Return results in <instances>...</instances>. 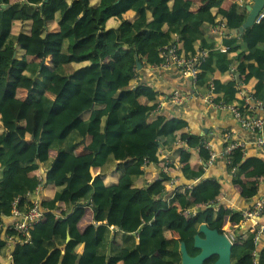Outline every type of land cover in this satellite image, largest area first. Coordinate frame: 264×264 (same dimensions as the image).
<instances>
[{"label":"trees","instance_id":"16d2710c","mask_svg":"<svg viewBox=\"0 0 264 264\" xmlns=\"http://www.w3.org/2000/svg\"><path fill=\"white\" fill-rule=\"evenodd\" d=\"M44 1L4 8L0 0V261L8 250L4 218L15 207L29 211L44 182L54 185L56 193L42 208L63 210L57 221L31 227L24 257L14 264H181L182 243L190 256H197L195 236L204 223L224 233L225 221L240 224L242 216L225 207L215 212L212 206L188 214L217 201L222 191L218 180L201 181L169 202L155 195L160 182L137 185L145 163L163 166L168 158L162 152L188 126L182 118L156 112L161 93L139 81L137 60L161 66L163 51L178 37L181 55L195 53L198 43L209 51L197 87L208 88L215 72L226 73L232 66L244 83L257 79L263 85L264 18L239 34L249 12L233 6L226 19L232 33L224 38L222 51L209 42L205 27L217 24L214 11L226 0H214L197 12L190 0H69L67 8L66 0H49L42 7ZM18 20L30 21V31L15 33ZM110 20L116 22L113 27ZM95 37L88 50L77 51ZM49 57L57 58L54 66L47 64ZM22 77L30 82L25 99L17 97ZM214 85L217 103H234L228 84L214 80ZM258 97L263 100L264 88ZM203 141L194 136L189 143L195 148ZM132 165L137 170L128 174ZM229 168H236V184L264 176V166L252 169L241 149L234 150ZM42 169L45 181L36 174ZM184 171L193 180L203 175L189 165ZM112 172H118L119 181L107 185L103 177ZM246 185L252 189L256 182ZM84 202L92 207L94 222L81 232L69 216ZM168 230L177 237L168 238ZM235 236L232 264H253L254 234ZM258 261L264 264V250Z\"/></svg>","mask_w":264,"mask_h":264},{"label":"crops","instance_id":"0c3cea01","mask_svg":"<svg viewBox=\"0 0 264 264\" xmlns=\"http://www.w3.org/2000/svg\"><path fill=\"white\" fill-rule=\"evenodd\" d=\"M26 0H5V6L25 2ZM192 2L191 10L197 12L202 7L213 2L214 0H190ZM69 0L63 4L64 8L69 6ZM253 0H226L220 8L214 11L216 16V25H209L205 27L206 35L210 43L214 42L219 50L225 51L223 46V40L227 37V33H232L226 27L225 36L218 31L216 34L210 31V28L215 26L220 29L221 25H226V19L230 12V9L239 5L241 7H248ZM243 4H246L243 6ZM249 12V11H248ZM249 14V13H248ZM132 13L127 15V18H131ZM110 27L115 25L114 20H110ZM30 21L18 20L15 22L14 32L30 31ZM56 23L51 24V30H56ZM240 34V33H239ZM178 37H176L177 40ZM96 37L91 41L84 43L82 46L77 47V51L88 50L91 44H94ZM175 40V41H176ZM181 43L179 42V47ZM203 46L198 43L195 50L203 49ZM233 57H237V53L232 54ZM30 62H38L37 58L28 57ZM47 64L54 66L57 62L56 57H49ZM142 68L139 81L143 84H147L161 93L160 106L156 112H160L168 118L179 117L184 119L188 126L184 130L177 133V138L174 146L164 150L162 157L168 158L172 165L170 167V173L168 179L163 178L162 166L152 163H145L141 168L145 173L141 176L137 182L139 187H151L155 183L160 182L159 187L155 191L157 197H162L166 201H170L176 193L185 192L187 187H193L194 185L205 180H218L222 186L221 195L217 201L210 205H199L196 209L190 211L188 214L195 215L198 210L205 212L210 206L217 212L219 208L225 207L228 210L235 211L237 213L246 210L253 206V204L259 199L264 197V176L253 179H243L242 183L236 184L234 182L233 171L230 170L227 160L224 157H220L216 162L206 166L207 155L202 154L197 147H191L189 140L191 137L198 136L204 140H208L216 152L221 153L225 146L228 144L229 139L227 134L229 133L234 142L242 143L245 145L243 151V158L245 162H249L252 169H257L259 166H264V147L258 145L257 140L260 133L247 130L243 128L235 119L233 114L228 111H221L214 106L208 105L204 101V96L208 92V88L203 89L195 86L189 79L183 76L179 68L176 66H146L145 61L141 62ZM138 66V65H137ZM238 71L235 66H232L231 70L226 73L215 72L211 79L220 80L223 83L228 84V88L234 99L233 105L235 107H241L246 102L251 103L249 100L250 95H257L264 88L257 79L251 80L249 83H244L243 78L240 75L238 80ZM30 82L21 78L17 91V97L25 99L29 90ZM177 94L183 100L176 101L174 99ZM260 99V98H259ZM264 102V98L262 100ZM242 108V107H241ZM0 128V132H2ZM264 134V132H263ZM37 149V148H36ZM182 149V153L179 151ZM54 152H51V156L54 157ZM186 165L190 166L191 171L197 172L203 170L201 177L195 178V180L187 177L184 171ZM15 170V168H13ZM137 167L132 165L128 168V174H135ZM45 170L37 172L39 176L45 181ZM98 171L94 172L96 175ZM172 179H176L175 183L171 182ZM105 184L114 185L119 181L118 172H112L103 177ZM167 180V181H166ZM247 182H256V185L250 189L247 187ZM45 182L39 186L34 193V200H38L40 205L44 201H48L53 198L56 193L54 185L46 184ZM69 195L66 196V201H69ZM176 206L178 204H175ZM42 206V205H41ZM43 209V208H42ZM1 210V209H0ZM63 208L54 212H49L44 220L48 222H55L60 218V214ZM69 219L74 223L78 229L82 232L84 228L94 222V212L92 207L84 202L79 206L73 208ZM21 217L12 215L11 217H5L3 223L4 238L8 237L10 228L18 221H21ZM223 231L226 235L243 234L245 231L257 232L256 241L252 242L255 253L258 254L261 250H264V215L248 222H241L240 224L231 225L229 221H225ZM168 238H176L177 234L173 230L165 231ZM70 236H68V241ZM26 244H21L18 237L9 240L7 255L0 261V264H14L16 258L24 257V247ZM122 264V263H119Z\"/></svg>","mask_w":264,"mask_h":264},{"label":"built area","instance_id":"2783aa9c","mask_svg":"<svg viewBox=\"0 0 264 264\" xmlns=\"http://www.w3.org/2000/svg\"><path fill=\"white\" fill-rule=\"evenodd\" d=\"M246 4H243L245 6ZM247 8V6H246ZM264 18V12L259 16L256 22ZM226 25H221L220 29L213 26L210 28V31L216 34L218 31L225 36ZM179 39L175 43L166 47L163 51L164 62L161 66H176L179 68V71L183 74L184 77L189 79L195 86H198V80L202 75V65L208 57L209 51L205 49L197 50L195 53L185 56L179 53ZM174 99L176 101L183 100L177 94H175ZM215 85L214 80L210 79L208 84V92L204 96V101L211 106L216 107L221 111H228L233 114L238 123L245 129L251 130L254 132H259V138L257 143L259 146L264 147V102L259 99L257 95H250L249 100L251 103L246 102L244 107L247 112H242L238 107H235L233 104H225L223 102L217 103L215 101ZM229 139L228 144L225 146L224 150L221 153H218L213 148L212 144L208 140H204L197 147L199 151L207 155V161L205 162L206 166L216 162L221 156L227 160L228 165L232 164V154L234 150L241 149L243 150L245 145L242 143L234 142L230 134H227ZM236 171V168L233 169V173ZM170 173V161L167 160L162 166V174L168 175ZM176 179H172L171 182L175 183ZM190 188V187H187ZM189 213V212H188ZM242 216V222L253 221L264 215V197L256 201L252 207L239 212ZM48 214L47 210L42 209L38 200L33 201V206L29 211L23 212L18 210L16 207L13 210V215L21 217V221L16 222L11 228V235L7 238L9 240L18 237L21 241V244H27L30 239V229L33 225L44 220ZM254 240L257 239V232L253 231ZM232 243L235 241V235H227ZM253 264H259L258 254H254Z\"/></svg>","mask_w":264,"mask_h":264},{"label":"water","instance_id":"95a60500","mask_svg":"<svg viewBox=\"0 0 264 264\" xmlns=\"http://www.w3.org/2000/svg\"><path fill=\"white\" fill-rule=\"evenodd\" d=\"M49 0H45L42 7L48 3ZM5 8L6 6L3 5ZM249 14L246 20V24L239 30L240 34H243L247 27H251L255 24L259 16L264 12V0H253V2L247 7ZM138 69L142 68V64L137 60ZM240 74H238V80ZM203 235V237L201 236ZM70 239V238H69ZM233 243L230 241L225 233H221L217 229H213L208 224H203L200 228V234L195 236L194 246L200 250V253L192 257L189 255L186 244H181L182 261L181 264H206L214 256L218 259L213 264H232L231 255Z\"/></svg>","mask_w":264,"mask_h":264},{"label":"rangeland","instance_id":"374dc122","mask_svg":"<svg viewBox=\"0 0 264 264\" xmlns=\"http://www.w3.org/2000/svg\"><path fill=\"white\" fill-rule=\"evenodd\" d=\"M111 22H109V24H110ZM109 24H108V26H109ZM110 27V26H109Z\"/></svg>","mask_w":264,"mask_h":264}]
</instances>
